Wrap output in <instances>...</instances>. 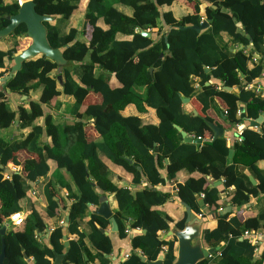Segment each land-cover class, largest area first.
<instances>
[{
  "label": "trees",
  "instance_id": "obj_1",
  "mask_svg": "<svg viewBox=\"0 0 264 264\" xmlns=\"http://www.w3.org/2000/svg\"><path fill=\"white\" fill-rule=\"evenodd\" d=\"M33 1L40 14L55 17L43 22L47 39L51 47L63 51L68 64L60 67L38 54L25 60L0 89V131L17 119L21 128H30L20 138L6 139L0 134V163L5 167L0 168V221L20 211V201L33 190L29 182L45 177L52 159L75 187L68 186L66 198L72 199L67 231L74 239L62 264L111 263L113 243L104 232L110 221L92 212L88 231L82 228L89 205L100 203V191L114 195L119 236L125 238L129 230H135L132 252L124 264H147L143 255L154 261L161 254L165 263L172 264L176 238H164L162 231L175 222L158 208L172 194L155 187L176 180L177 174L186 170L190 176L177 184L176 199L200 214L196 196L203 195L206 211L218 221L215 228L203 230L202 238L205 247L220 248L197 264H264V248L258 255L260 244L244 236L245 231L264 230V167L259 166L264 162V122L260 127H247L241 135L231 131L214 141L207 124L224 129L233 124L235 129L264 112V97L249 88L264 73V59L255 60L256 54L264 56V0ZM174 3L187 6L190 12L175 16L169 10ZM117 4L130 8L131 15ZM19 6V0H0V30L10 23L7 16L15 15ZM79 11L83 13L81 30L71 26ZM205 19L211 20L210 25L201 32L179 28L200 25ZM148 29L159 38L140 33ZM26 31V25L20 24L4 40L0 38V81L11 70L13 55L31 43ZM234 46L241 48L234 50ZM38 87L42 89L37 101L30 98L27 106L9 107L7 93L31 97ZM91 92L99 94L101 101H91ZM61 95L73 98V123L60 124L46 114L43 125L35 124L44 115L42 104L51 105ZM183 98L190 102L184 103ZM217 99L224 102V109ZM192 102H196V115L184 109ZM130 104L140 113L152 110L158 122L123 115ZM241 106L243 117L238 113ZM210 110L221 111L222 122L210 116ZM90 123L97 136L89 139L85 128ZM175 125L203 142H185ZM44 135L51 142L44 141ZM23 150L37 159L20 161L18 153ZM105 159L131 174L133 187L118 185ZM13 166L17 168L14 172L10 170ZM207 177L223 181L224 199L216 186L207 184ZM50 185L45 189L46 218L55 217L67 206L62 198H56ZM230 187L233 190L229 191ZM253 199L254 206L248 207ZM227 206L235 211L220 210ZM248 209L254 213L244 216ZM184 222L182 218L174 225L183 228ZM42 223L45 225L42 216L31 211L22 224L9 227L4 235V264H31V259L33 264H53L54 251H65L62 223L59 220L51 228L47 245L37 238ZM1 247L0 235V251Z\"/></svg>",
  "mask_w": 264,
  "mask_h": 264
},
{
  "label": "crops",
  "instance_id": "obj_2",
  "mask_svg": "<svg viewBox=\"0 0 264 264\" xmlns=\"http://www.w3.org/2000/svg\"><path fill=\"white\" fill-rule=\"evenodd\" d=\"M115 6L128 15H131V13H132V10L126 8L125 6L118 5V4ZM169 10H171L175 14V16H177V17H181V16L185 15L186 13L190 12V9L187 6L180 4V3H174L173 6H171L169 8ZM201 13L204 14V5L201 6ZM82 19H83V13H81V11L76 12L72 18L71 26L81 30L82 29V24H81ZM165 28H166V26H165ZM150 32L152 34V36H151L152 38H154V39L159 38V36H157L153 30L152 31L150 30ZM3 40H4V38H3ZM3 40H0V43H2ZM240 48H241V46H234V50L240 49ZM256 57L260 58L261 55L256 54ZM4 84H2L0 81V89H3ZM113 84L115 86H117L118 82L114 80ZM253 85L255 87H264V73L261 75V77H259L253 81ZM41 89H42V87H38L35 91L31 92V97H28L25 95H20L17 93H12V92L7 93L6 96H7V100L9 101V107L12 109H17L22 104L27 106V101H29L30 98H32V100L37 101L39 99ZM230 90L236 91L238 89L235 87H231ZM89 98H91V101H96V102L101 101V96L99 94H95L94 92H91L89 94ZM217 101L219 103V107L221 108V110L224 109V102L221 99H217ZM189 102H190V100H189ZM73 105H74L73 98L68 97V96H64V95L59 96L58 101H57V98L54 101H52L51 105L42 104V110L44 112V115H43V117L37 119L35 121V124L43 125L44 119H45L44 116L46 114L53 115L54 119L60 124H72L74 121V117L72 115ZM195 105H196V102H192V103H190V105L185 106L184 109L186 111H189V110L192 111V109L195 108ZM122 114L125 116H130V115L140 116L143 118V120L145 122H153V123L158 122V120L154 116L152 110H150L148 112L145 111L144 113H140L134 104L128 105L122 111ZM209 114H210V116L215 118L217 121L222 122L223 113H221V111L219 114L215 110H210ZM85 129H86L87 138L90 139V138L97 136V132L94 129L93 123H90L89 125H87ZM29 131H30V128H21L20 127V121L17 119V122H15L8 129L0 131V134L3 137H6V139L20 138L21 136L26 135ZM43 140L44 141L47 140L48 142H51V139L49 137L47 138L46 135L43 136ZM18 159L20 161H23L25 159H37V155L23 150V151H20L18 153ZM105 162L110 167V169L113 171L115 181L117 182L118 185L132 186L133 187L131 174H129L128 172H126L125 170H123L120 167H116L110 161H108L106 159H105ZM48 165H49L48 174L45 177L40 178L37 182H34L31 185V187L33 189L31 191V195L23 198L20 201V211H18V212H21V214L23 216L24 215L28 216L31 211L32 212L36 211L40 216H42L45 225L42 223L44 225V227H43L42 231H38L37 238L41 244H46V245L50 243L49 239H50V235H51V231H52L51 228H54V226L59 223V220H60V222L63 221V223H62V227H63L65 222H66L67 217L69 216V205L72 202V199L71 200L66 199L68 192H69L68 186H70L71 188H73L75 190L74 183H73L72 179L70 178V176L68 175V173L64 169H58L56 162L52 159L48 160ZM259 166L261 168H263L264 162H259ZM245 171L247 173H249L247 170H245ZM189 176L190 175L188 174V172H186V170H182L177 174L176 180H173V181L166 180L165 184H160V185L155 187V189L168 191L172 194L171 199L165 205L160 206L158 208L160 210H163L164 212H166L169 216H171L174 219L175 223L182 218H184V219L186 218L185 207L182 206V204L179 202V200H177L175 197L176 192H177V184L178 183H184L189 178ZM193 176L198 177V174L195 173V174H193ZM49 184H52V185H50V190L54 191V193L57 194L56 198L60 197L65 202H67V206L65 207V209L62 208V210L53 218H46V208L48 205V201H47V195H46L45 189L47 188V186ZM207 184H210V186L211 185L216 186L219 189L220 193L222 194V198L223 199L225 198L226 187H225V184L222 182V180H221V183H219L218 181H214L211 177H207ZM146 185H147V183L143 182V186H146ZM230 190H233V187L229 188V191ZM102 195L107 197V201L109 203L110 208L113 210V212H115L116 201L114 199V195L111 193H108V192H101L100 191V197ZM255 202H256V199H253L252 202L250 203L251 206H254ZM98 206H99V204H97V205L90 204L89 205L90 210L88 212V215L85 217V219L83 221V225H82V228L84 231H88L87 222L90 218V214ZM199 207H200L201 212L203 213V217H202L203 218V225H202L203 230L206 228H210V229L215 228L218 224L217 219L214 218L213 215L211 213H209V211H206L204 206L199 205ZM192 211L197 216L199 215V213H197V211H195L194 209H192ZM231 211L234 212L235 210L232 209ZM253 213L254 212L252 211V209H250V210L248 209L247 211L244 212L243 215L249 216V215H252ZM8 219L9 218L3 219L0 221V228L7 223ZM175 223L170 224L169 230L162 231V237L166 238V237L170 236L169 232L171 231V229L173 227H176L174 225ZM111 228H112V225H111V223H109V226L105 229V233L107 232L106 234L111 237V240L113 243V252L110 255V260H111L110 264H116V262L119 261L125 253L131 254V252H132L131 237L135 233V230H130L129 235L127 237L121 238L118 234V231L113 232V231H111ZM8 229L9 228H7V230ZM67 239L69 242L71 239H74V236L70 235L68 233V231H67ZM202 242H203V238H202ZM260 242H261L260 247L257 250L258 255L262 252V250L264 248V236L260 239ZM203 244H204V242H203ZM204 246H205V244H204ZM175 253H176V257H177V245H176V243H175ZM30 262H31V264H33L32 259Z\"/></svg>",
  "mask_w": 264,
  "mask_h": 264
},
{
  "label": "water",
  "instance_id": "obj_3",
  "mask_svg": "<svg viewBox=\"0 0 264 264\" xmlns=\"http://www.w3.org/2000/svg\"><path fill=\"white\" fill-rule=\"evenodd\" d=\"M7 19H9L10 23L3 29L0 30V38H5L9 34L13 32L15 28H17L20 24H25L27 31L26 37L31 40V43L25 48L21 49L19 52L13 55V61L10 72L1 79V83L4 84L8 79H10L15 73L19 71L22 67V64L25 60L34 57L38 54H43L51 59H53L60 67L66 66L68 64V60L64 57L63 51L59 48H53L48 42L47 39V28L43 24L44 21L54 20V16L42 15L36 9V4L33 0H27L24 4L21 2L19 9L15 15H8ZM210 19H205L200 25H187V26H179L180 29H194L198 32H201L209 27ZM171 29V27L169 28ZM140 33L145 37H151L152 34L150 31L141 30ZM164 55L162 54L161 57ZM264 59V56H261ZM208 70V69H207ZM152 72L153 70L150 69ZM61 80V76H59ZM210 83L207 82L206 85ZM224 89L230 90L231 87L223 86ZM184 103H188V98H183ZM194 115L197 114V110L192 109ZM241 116H244V107L241 106ZM224 117V115H223ZM17 122V120L15 121ZM264 122V112H262L256 119H252L249 123H243L237 126L235 129L233 128V124H231L229 129H224L212 122L207 121V124L213 131L212 141L216 140L219 137L224 136L225 134L230 133L231 131H235V136L241 135L243 131L247 127H260ZM178 131L181 132V135L185 142H195L202 143V138H193L189 136L182 128L178 125H175ZM234 129V130H233ZM233 155V150H230L229 157L231 158ZM0 168L4 169L5 167L0 163ZM244 169L243 167L241 168ZM248 176L251 182L255 185L257 182L253 175L248 173ZM221 183V180L218 181ZM31 185L34 183L32 181L29 182ZM198 199V203L201 206H204V199L200 195L196 196ZM182 205L186 209V218L184 222L183 228L173 227L169 232L170 236H174L176 238L177 245V257L172 264H197L199 261L203 260L211 256L213 253L219 250L220 247L216 248H207L204 246L202 242V234H203V218L197 216L186 203H182ZM248 207L251 204L247 205ZM232 210L231 206H227L223 212H230ZM95 214H98L106 219H108L112 225L111 231L117 232L118 225L117 221L114 217V212L110 208L109 203L107 201V197L102 195L100 197V203L97 208L93 210ZM69 218L67 217L66 222L63 226V243L65 247V251L63 253H57L54 251V260L53 264H62L63 260L66 258L67 253L69 251V241L67 239V226H68ZM12 222L7 221V223L0 228V235L2 236V247L0 251V264H4L5 261V239L4 235L6 233L7 228L11 226ZM105 232V230H104ZM107 233V232H106ZM27 258L26 255H24ZM142 261L147 264H167L164 261V255L161 254L156 260L152 261L147 259L146 256H142Z\"/></svg>",
  "mask_w": 264,
  "mask_h": 264
},
{
  "label": "built area",
  "instance_id": "obj_4",
  "mask_svg": "<svg viewBox=\"0 0 264 264\" xmlns=\"http://www.w3.org/2000/svg\"><path fill=\"white\" fill-rule=\"evenodd\" d=\"M19 2L21 3L22 0H20ZM147 31H150V29H148ZM256 59L258 60L259 58L256 57V55H255V60ZM249 88L252 89L253 91H255L260 96L264 97V87H255L252 84V85L249 86ZM238 113L241 114V110H239ZM198 138H200V137H198ZM10 169H11L12 172L17 170V168L15 166L11 167ZM5 176H6V178H10V176L8 174H6ZM201 197H203V195H201ZM220 210L223 211L224 209L220 208ZM198 216L199 217H203V213H200ZM8 218H9L8 221L12 222L11 226L20 225V224H22L24 222V216L21 214V212H15L12 215H10ZM61 223H63V221ZM129 231H128V233H129ZM244 236L248 237L252 243L259 245L261 243L260 239L264 236V231L263 230L245 231ZM129 255H130V253H125L122 256V258L119 261L116 262V264H124V261L129 258Z\"/></svg>",
  "mask_w": 264,
  "mask_h": 264
},
{
  "label": "bare ground",
  "instance_id": "obj_5",
  "mask_svg": "<svg viewBox=\"0 0 264 264\" xmlns=\"http://www.w3.org/2000/svg\"><path fill=\"white\" fill-rule=\"evenodd\" d=\"M27 0H23L22 3L24 4Z\"/></svg>",
  "mask_w": 264,
  "mask_h": 264
},
{
  "label": "rangeland",
  "instance_id": "obj_6",
  "mask_svg": "<svg viewBox=\"0 0 264 264\" xmlns=\"http://www.w3.org/2000/svg\"><path fill=\"white\" fill-rule=\"evenodd\" d=\"M119 5H121V4H119ZM126 8H128V7H126ZM128 9H130V8H128ZM25 38V37H24ZM26 38H28V37H26ZM29 39V38H28Z\"/></svg>",
  "mask_w": 264,
  "mask_h": 264
}]
</instances>
